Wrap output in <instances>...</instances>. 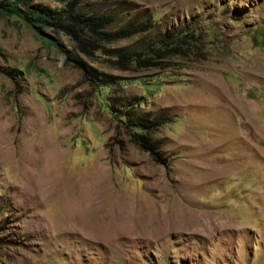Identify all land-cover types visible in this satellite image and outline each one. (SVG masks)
I'll use <instances>...</instances> for the list:
<instances>
[{"label":"rangeland","instance_id":"rangeland-1","mask_svg":"<svg viewBox=\"0 0 264 264\" xmlns=\"http://www.w3.org/2000/svg\"><path fill=\"white\" fill-rule=\"evenodd\" d=\"M74 10L137 32L87 56L0 15V264H264V0ZM174 29L193 54L117 64ZM154 120L162 164L129 140Z\"/></svg>","mask_w":264,"mask_h":264},{"label":"trees","instance_id":"trees-1","mask_svg":"<svg viewBox=\"0 0 264 264\" xmlns=\"http://www.w3.org/2000/svg\"><path fill=\"white\" fill-rule=\"evenodd\" d=\"M35 1L12 0L1 2L0 15L20 18L37 35L46 37L47 41L63 53L65 52L63 47L50 36H47L44 30L65 34L73 41L75 48L87 56L95 52L98 44L114 43L137 32L133 28H124L115 32L107 31L106 27L111 23V16L77 13L74 9L78 0H54L59 4L57 7L35 3ZM199 36V33L195 30L189 32L184 29L168 30L159 39L150 43L143 52H123L118 56L116 62L122 65L126 61L146 67L149 66L147 63L150 55L151 58L153 56L164 58L169 54H193V49L184 51L181 49V45L186 38L198 39ZM196 50L201 53L199 49ZM66 56L65 62H72L75 68L82 70L83 77L94 89L93 79L96 78L95 75L82 62L73 61L68 55ZM161 124L159 120L148 121L147 123L137 122L130 125V130L133 129V132L129 131V140L148 152L152 160L158 164L164 163L165 159L160 153L159 146L152 143V134Z\"/></svg>","mask_w":264,"mask_h":264}]
</instances>
